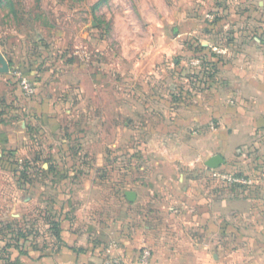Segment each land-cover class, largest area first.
Returning a JSON list of instances; mask_svg holds the SVG:
<instances>
[{
	"label": "rangeland",
	"instance_id": "rangeland-1",
	"mask_svg": "<svg viewBox=\"0 0 264 264\" xmlns=\"http://www.w3.org/2000/svg\"><path fill=\"white\" fill-rule=\"evenodd\" d=\"M186 1L0 0V56L10 68L0 73V264H51L67 200L68 225L88 219L83 202L92 198L90 212L110 217L120 236L105 234V249H124V215L152 228L188 189L264 197V188L229 180L253 175L234 168L205 114L231 105L224 68L247 67L238 56L254 39L264 48V0H189L190 13ZM215 155L226 163L208 169ZM128 191L140 196L131 208Z\"/></svg>",
	"mask_w": 264,
	"mask_h": 264
},
{
	"label": "crops",
	"instance_id": "crops-1",
	"mask_svg": "<svg viewBox=\"0 0 264 264\" xmlns=\"http://www.w3.org/2000/svg\"><path fill=\"white\" fill-rule=\"evenodd\" d=\"M186 2L185 8L190 13V2ZM258 4L263 5L264 1ZM182 12L183 9L174 10L171 24L178 22ZM254 41L249 56H238L246 58L247 67L242 60L240 66L224 68V73L231 77L226 83V93L232 96L231 102L228 101L231 105L220 103L218 107H209L205 114L211 129L219 131L223 151L234 152L231 156L238 162L234 168L240 174H252V186L264 188V48L259 47L257 39ZM214 118H218V130L213 126ZM239 148L243 152L236 157ZM248 150L253 152V162L245 166ZM177 203L171 213L155 217L152 228L146 225L145 216L139 219L141 225L136 228L130 215H124L123 220L119 219L121 222H116L126 224V234L121 237L125 248H119L118 244L116 249L111 248L117 243L112 241L105 249V234L111 232L120 239L110 217L98 219L91 213L94 200L87 198L83 205L88 219L79 225L73 219L68 225L67 200L59 209L60 214L63 212L61 219L56 220L62 228L58 235L61 245L50 258L51 264H103L100 257L108 251L135 264L143 249L151 252L150 264H264V209L258 208L264 207V197L252 198L241 190L235 197H227L224 191L214 192L210 188H204L203 195L197 197L188 189Z\"/></svg>",
	"mask_w": 264,
	"mask_h": 264
},
{
	"label": "built area",
	"instance_id": "built-area-1",
	"mask_svg": "<svg viewBox=\"0 0 264 264\" xmlns=\"http://www.w3.org/2000/svg\"><path fill=\"white\" fill-rule=\"evenodd\" d=\"M17 82L20 86L21 91L23 94L28 98H33L36 96V88L32 85V83L21 74H17ZM230 181L238 183L240 185H248L251 182L246 181L245 179L236 178H229ZM111 248L116 249L117 243H113ZM151 261V252L147 249H143L138 256L137 262L135 264H150ZM103 264H133L130 261H126L123 256L116 255L112 258L107 259Z\"/></svg>",
	"mask_w": 264,
	"mask_h": 264
},
{
	"label": "water",
	"instance_id": "water-1",
	"mask_svg": "<svg viewBox=\"0 0 264 264\" xmlns=\"http://www.w3.org/2000/svg\"><path fill=\"white\" fill-rule=\"evenodd\" d=\"M0 65L2 66L0 69V73L8 74L10 72L9 63L3 56H0ZM225 163V159L222 155H215L205 162V166L208 169L216 170L223 166ZM125 196L129 203H134L137 199V194L134 191L126 192Z\"/></svg>",
	"mask_w": 264,
	"mask_h": 264
},
{
	"label": "trees",
	"instance_id": "trees-1",
	"mask_svg": "<svg viewBox=\"0 0 264 264\" xmlns=\"http://www.w3.org/2000/svg\"><path fill=\"white\" fill-rule=\"evenodd\" d=\"M238 177H242L241 175H237Z\"/></svg>",
	"mask_w": 264,
	"mask_h": 264
}]
</instances>
